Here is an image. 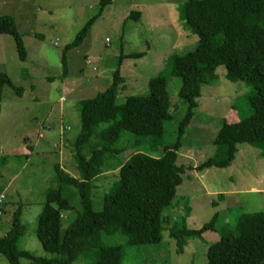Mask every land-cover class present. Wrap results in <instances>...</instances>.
I'll return each instance as SVG.
<instances>
[{"label": "rangeland", "instance_id": "rangeland-1", "mask_svg": "<svg viewBox=\"0 0 264 264\" xmlns=\"http://www.w3.org/2000/svg\"><path fill=\"white\" fill-rule=\"evenodd\" d=\"M184 1L113 0L93 23L85 40L67 52L69 69L64 75L62 53L98 12L99 0H0V15L14 17L27 50V58L22 60L14 38L0 33V70L23 88L19 96L12 87L5 86L0 103V194L5 195L0 204V235L10 228L13 213L20 206L25 232L19 247L37 256H53L37 236L38 219L48 189L57 185L58 167L80 178L73 147L81 132V100L112 84L121 55H125L120 67L124 82L119 86L118 102L123 103L129 95H148L149 80L166 68L169 59L193 50L198 44V36L180 17ZM135 11H140L141 16L130 17ZM137 52L145 55L128 56ZM226 72L224 65H218L216 78L202 86L195 116L181 138L179 163L197 166L206 160L215 153L216 129L225 121L232 122L252 112L248 100L252 86L229 79ZM181 85L180 76L168 75L172 118L165 123L160 147L177 140L179 123L187 109L179 96ZM108 125L98 123L94 130L99 132ZM123 136L117 144L120 147L136 144V138H131L129 132L124 131ZM141 144L146 145L144 141ZM130 154H122L124 161ZM121 168L115 157L104 160L93 181L95 210L103 208L104 196L119 179ZM207 170L186 171L177 188L175 205L166 214L171 220L187 214V225L200 228L220 211L223 217L217 229L188 240L183 251L178 252L177 240L170 237L167 224L161 243L125 245L122 264H208V247L224 232L236 231L241 213L264 210V193L243 192L237 196L236 205L231 203L235 195L225 194L222 198L208 193L214 185L221 190L238 189L250 183L264 186L261 148L241 143L239 155L229 167ZM185 192L187 197L182 200ZM64 196L75 208L63 212V230L82 210L74 186H68ZM103 242L124 244L125 238L119 234L104 235ZM20 262L28 264L30 260L22 257ZM93 262L94 258L82 254L73 264ZM0 264H10L1 253Z\"/></svg>", "mask_w": 264, "mask_h": 264}, {"label": "trees", "instance_id": "trees-1", "mask_svg": "<svg viewBox=\"0 0 264 264\" xmlns=\"http://www.w3.org/2000/svg\"><path fill=\"white\" fill-rule=\"evenodd\" d=\"M112 1L99 0L98 12L65 47L64 75L69 69L67 52L85 40L93 23ZM129 15L137 18L140 11ZM180 17L198 36V44L193 50L169 59L166 68L149 80L148 95H129L123 103L118 102L119 86L124 82L120 67L125 55H121L112 84L95 96L81 100V132L73 147L80 178L58 167L57 185L48 189L38 219L37 236L53 256H37L19 247L25 232L19 206L13 213L10 228L0 235V253L10 264H22V257L30 260L28 264H73L82 254L94 258L92 264H122L125 245H157L162 242L167 224L170 237L177 240L178 252L183 251L189 239L217 229L223 217L220 211L200 228H190L187 214L171 220L166 210L175 205L177 188L186 171L229 166L241 143L261 148L264 155V0H185L180 6ZM0 33L14 38L18 55L25 60L27 50L12 15H0ZM144 55V52L128 54L130 57ZM220 64L225 66L229 79L252 86L248 94L252 112L221 125L214 138L215 153L206 160L197 166L179 163L181 138L195 116L202 86L216 78ZM169 74L182 78L179 96L187 109L179 123L175 143L160 147L165 123L172 118L167 89ZM5 86L12 87L19 96L23 93V88L16 86L6 71L0 70V103ZM103 122L109 125L96 132L94 126ZM124 131L136 138L134 146L117 145ZM127 152L131 154L126 155L125 162L122 157ZM107 157L119 160L121 174L105 194L103 208L95 210L93 181ZM68 186L78 190L82 210L63 230V212L75 208L64 196ZM189 210L188 207L187 213ZM115 234L124 237L125 243L103 242L104 235ZM207 258L208 264H264V210L241 213L236 231H226L212 243Z\"/></svg>", "mask_w": 264, "mask_h": 264}, {"label": "crops", "instance_id": "crops-1", "mask_svg": "<svg viewBox=\"0 0 264 264\" xmlns=\"http://www.w3.org/2000/svg\"><path fill=\"white\" fill-rule=\"evenodd\" d=\"M140 16H141V12H140ZM221 126L218 127V129H216L217 131L220 129ZM239 155V147H238V151H237V154H236V157ZM236 159V158H235ZM234 159V161H235ZM233 163V162H232ZM231 163V164H232ZM229 167V166H228ZM213 168V167H212ZM227 168V167H225ZM210 169V168H209ZM208 172V170H207ZM189 174V173H188ZM189 176V175H187ZM221 187L217 186V185H214V187L210 190H208V193H211V194H214V195H217L218 197H222L223 195L225 194H232V195H235L234 198L232 199V204L233 205H236L238 204L239 202V198H237V196L243 192H247V191H250V192H257V193H264V186H259L257 184H254V183H250L248 186L247 185H243L242 187L238 188V189H228V190H221L219 189ZM187 197V193L185 192L184 195L181 196V199L184 200L185 198ZM224 198V196L222 197ZM190 208V207H189ZM188 209V207H187ZM169 231V230H168ZM190 240V239H189Z\"/></svg>", "mask_w": 264, "mask_h": 264}, {"label": "built area", "instance_id": "built-area-1", "mask_svg": "<svg viewBox=\"0 0 264 264\" xmlns=\"http://www.w3.org/2000/svg\"><path fill=\"white\" fill-rule=\"evenodd\" d=\"M89 62V61H88ZM96 67H94L95 69ZM5 199V195L3 193L0 194V204L4 202ZM0 215H1V211H0Z\"/></svg>", "mask_w": 264, "mask_h": 264}]
</instances>
